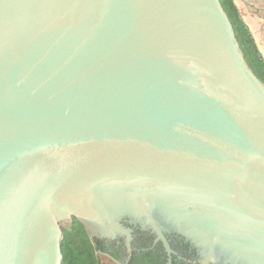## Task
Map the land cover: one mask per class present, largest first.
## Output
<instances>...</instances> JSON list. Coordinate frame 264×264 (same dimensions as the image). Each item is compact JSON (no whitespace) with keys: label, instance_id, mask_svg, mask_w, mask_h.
Here are the masks:
<instances>
[{"label":"water","instance_id":"1","mask_svg":"<svg viewBox=\"0 0 264 264\" xmlns=\"http://www.w3.org/2000/svg\"><path fill=\"white\" fill-rule=\"evenodd\" d=\"M127 202L264 264V85L219 1L0 0V264Z\"/></svg>","mask_w":264,"mask_h":264},{"label":"flooded vegetation","instance_id":"2","mask_svg":"<svg viewBox=\"0 0 264 264\" xmlns=\"http://www.w3.org/2000/svg\"><path fill=\"white\" fill-rule=\"evenodd\" d=\"M260 14L264 21V11ZM109 211L111 220L94 210L84 222L75 217L65 222L67 227L79 223L107 264H204L209 258L207 236L184 218L156 206L146 211L135 202ZM209 264L252 263L216 241Z\"/></svg>","mask_w":264,"mask_h":264},{"label":"trees","instance_id":"3","mask_svg":"<svg viewBox=\"0 0 264 264\" xmlns=\"http://www.w3.org/2000/svg\"><path fill=\"white\" fill-rule=\"evenodd\" d=\"M232 27L235 40L243 55L247 67L264 85V61L255 41L242 20L233 0H218ZM97 248L83 227L73 222L67 230H62L60 244L61 264H100L96 254Z\"/></svg>","mask_w":264,"mask_h":264},{"label":"crops","instance_id":"4","mask_svg":"<svg viewBox=\"0 0 264 264\" xmlns=\"http://www.w3.org/2000/svg\"><path fill=\"white\" fill-rule=\"evenodd\" d=\"M233 2L237 7L242 20L253 35L255 41L260 42L262 47L261 50L263 51L264 21L261 14L258 15V12L264 11V0H233Z\"/></svg>","mask_w":264,"mask_h":264},{"label":"rangeland","instance_id":"5","mask_svg":"<svg viewBox=\"0 0 264 264\" xmlns=\"http://www.w3.org/2000/svg\"><path fill=\"white\" fill-rule=\"evenodd\" d=\"M255 13H256V12H255ZM256 14H257V13H256ZM250 33H251V32H250ZM252 36H253V35H252ZM253 39H254V37H253ZM254 40H255V39H254ZM255 43H256V45H257V48H258V50H259V53L261 54L262 58L264 59V52H263L264 50H263V51L261 50L262 47H261L260 42H258V41L256 42V41H255ZM61 228H62V230H67L69 227H67V226H66V227H62V226H61Z\"/></svg>","mask_w":264,"mask_h":264},{"label":"bare ground","instance_id":"6","mask_svg":"<svg viewBox=\"0 0 264 264\" xmlns=\"http://www.w3.org/2000/svg\"><path fill=\"white\" fill-rule=\"evenodd\" d=\"M263 31V30H262Z\"/></svg>","mask_w":264,"mask_h":264}]
</instances>
